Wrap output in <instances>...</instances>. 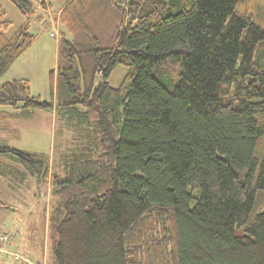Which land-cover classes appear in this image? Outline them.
Returning <instances> with one entry per match:
<instances>
[{
    "label": "trees",
    "instance_id": "trees-1",
    "mask_svg": "<svg viewBox=\"0 0 264 264\" xmlns=\"http://www.w3.org/2000/svg\"><path fill=\"white\" fill-rule=\"evenodd\" d=\"M8 1L26 21L6 36L0 7V78L50 10ZM55 18L49 101L0 84V123L54 112L75 133L55 169L0 145L48 186L49 264H264V0H66ZM168 59L172 89L153 75Z\"/></svg>",
    "mask_w": 264,
    "mask_h": 264
},
{
    "label": "rangeland",
    "instance_id": "rangeland-1",
    "mask_svg": "<svg viewBox=\"0 0 264 264\" xmlns=\"http://www.w3.org/2000/svg\"><path fill=\"white\" fill-rule=\"evenodd\" d=\"M53 11L57 12L66 0H49ZM0 7L4 12V21L11 23L5 32L10 36L26 21L18 10L8 1L0 0ZM43 13L47 21L30 20L29 32L36 36L35 43L19 58L9 70L0 78V84L12 80L28 81L32 96L42 101H49V73L54 72L57 63L59 40V26L54 12ZM45 22V23H44ZM44 23V24H42ZM51 34L54 37H51ZM126 70L117 66L112 72L108 83L117 87L122 81ZM181 68L179 62L168 59L154 68L153 75L166 88L172 89L179 80ZM29 120H18L0 123L13 127V134L0 135V145L12 147L22 151L46 155L51 162V169L62 163L68 148L72 147L75 133L66 129L54 112H35ZM18 126V128H17ZM5 159V158H4ZM10 163V162H9ZM8 162L3 160L0 172L6 170ZM10 168L24 172L19 166L10 163ZM0 201L7 208H0V238L6 241L7 249L20 257L14 260L10 254L1 253L0 264H49L50 239L47 237V213L49 211V193L46 184L39 185L26 176L23 180L17 175H1L0 173ZM264 211V207L260 209ZM2 242V240H1Z\"/></svg>",
    "mask_w": 264,
    "mask_h": 264
},
{
    "label": "crops",
    "instance_id": "crops-1",
    "mask_svg": "<svg viewBox=\"0 0 264 264\" xmlns=\"http://www.w3.org/2000/svg\"><path fill=\"white\" fill-rule=\"evenodd\" d=\"M46 2H47V4H48V6H49V12L50 13H53L54 12V14L55 15H53L54 17H57V15L59 14V12H60V10H61V8L63 7H61L59 10H57V12H55V11H53V9H52V6H51V2L49 1V0H45ZM43 13H46V14H48L49 15V13H47L46 11H38V16L40 17H42V19L40 20V22H42L43 20L45 21L46 19H47V17H45V15L43 14ZM47 21V20H46ZM45 21V22H46ZM36 24L38 25V20L36 19ZM27 52V51H26ZM26 52L24 53V54H26ZM24 54L22 55V56H24ZM20 57V59L21 58H23V57ZM9 70V69H8ZM0 111H4V112H8V114L9 115H13V113H11L9 110H7V109H0ZM34 115H36L35 113L32 115V116H34ZM29 120V119H28ZM12 121H18V119H15V120H12ZM11 122V121H10ZM1 127H3V129H4V131L3 132H0V135H2V134H6V132L5 131H7V132H9L8 134L9 135H11V134H13L12 132H10V130H12V128L13 127H7L6 125H1ZM17 128H18V126H17ZM12 169V171L15 173V175H17V176H19V177H21L23 180H25L26 179V177L24 176V173H22V172H19V171H17L16 169H14V168H11ZM11 169L10 168H7L5 171H4V174H7V171H11ZM10 176H13V175H10Z\"/></svg>",
    "mask_w": 264,
    "mask_h": 264
},
{
    "label": "built area",
    "instance_id": "built-area-1",
    "mask_svg": "<svg viewBox=\"0 0 264 264\" xmlns=\"http://www.w3.org/2000/svg\"><path fill=\"white\" fill-rule=\"evenodd\" d=\"M39 2L43 1V0H38ZM51 37H54L53 34H51ZM2 240V242H1ZM1 253H6L7 255L10 254L14 260L18 261L20 259V257L18 255H16V253L11 252L10 250L7 249L6 246V241L4 238H0V255Z\"/></svg>",
    "mask_w": 264,
    "mask_h": 264
},
{
    "label": "water",
    "instance_id": "water-1",
    "mask_svg": "<svg viewBox=\"0 0 264 264\" xmlns=\"http://www.w3.org/2000/svg\"><path fill=\"white\" fill-rule=\"evenodd\" d=\"M98 82H99V83H101V82H102V80H101V78H100V77H98Z\"/></svg>",
    "mask_w": 264,
    "mask_h": 264
},
{
    "label": "flooded vegetation",
    "instance_id": "flooded-vegetation-1",
    "mask_svg": "<svg viewBox=\"0 0 264 264\" xmlns=\"http://www.w3.org/2000/svg\"><path fill=\"white\" fill-rule=\"evenodd\" d=\"M14 263L18 264V262H14ZM22 264H24V263H22Z\"/></svg>",
    "mask_w": 264,
    "mask_h": 264
}]
</instances>
